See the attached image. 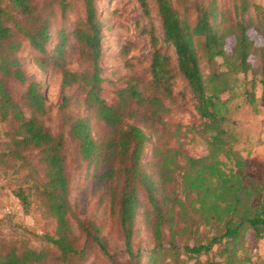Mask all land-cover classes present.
I'll return each instance as SVG.
<instances>
[{"label": "trees", "instance_id": "trees-1", "mask_svg": "<svg viewBox=\"0 0 264 264\" xmlns=\"http://www.w3.org/2000/svg\"><path fill=\"white\" fill-rule=\"evenodd\" d=\"M40 1L0 0V120L14 121L9 150L2 154L22 164L27 160L26 150L37 149L40 176L30 174L12 189L13 193L23 210L38 201L43 213L54 220L53 233L46 239L55 247L58 260L85 264L82 259L88 245L98 242L105 250L102 237L91 223H81L89 243L86 247L78 245L72 234L63 135L52 133L39 118L46 110L40 82L26 75L16 55L22 41L45 51L52 37L54 14H64L72 0ZM79 1L83 16L71 29L58 30L52 53L41 57L40 64L51 61L59 66L63 86H81L77 100L91 115H68L67 131L77 143L79 157L100 166L98 180L125 244L127 257L120 264H178L182 254L202 253L214 254L206 258L207 264H257L240 251L249 230L257 238L264 237L263 182L244 170L246 160L234 146L237 136L225 125L229 118L228 97L222 95L241 78L247 81L246 100H255L259 83L260 100L264 101V12L259 15L260 5L253 0H233L230 6L222 7L217 0H194L181 10L173 0H154L163 39L173 45L174 58L157 46L159 38L149 29L151 91L144 93L137 80L129 77L108 102L101 95L97 0ZM138 1L148 14V0ZM251 31L261 37V42ZM229 38L233 39L230 51L226 49ZM69 41L77 43L87 57L85 69L64 66L62 59ZM176 70L183 75L199 115L198 132L206 144L202 155L181 150L175 144L178 128L170 129L164 117L168 108L161 94H171ZM9 78L26 83L23 99L29 107L28 115L14 100L7 84ZM139 113V118L149 120L153 140L138 122L131 120ZM92 116L101 123L103 132L93 131ZM147 145L151 148L152 172L142 162ZM140 193L147 200L145 220L151 242L144 253L133 244ZM47 254L24 242L2 243L0 264H35ZM142 254L147 258L143 263ZM76 258L79 261L74 263Z\"/></svg>", "mask_w": 264, "mask_h": 264}, {"label": "rangeland", "instance_id": "rangeland-1", "mask_svg": "<svg viewBox=\"0 0 264 264\" xmlns=\"http://www.w3.org/2000/svg\"><path fill=\"white\" fill-rule=\"evenodd\" d=\"M193 1L173 0L181 10L185 4H192ZM232 1L217 0V3L219 6L228 7ZM253 1L260 5L259 15H261L264 12V0ZM96 4L101 23L99 28L101 52L98 59L102 76L101 95L106 101H112L115 89L124 85L129 77H134L140 89L144 93H149L152 89L149 72L152 45L149 29L152 28L159 38L157 46L174 58L173 45L163 39L155 1L148 0V14L144 12L138 0H97ZM251 13L254 16V21L257 22L256 11L253 10ZM82 16L81 2L72 0L71 6L64 14H60L59 11L54 14L50 26L52 37L45 51H38L27 41H22L16 55L21 59L26 75L40 82V89L45 96L46 110L39 115V118L52 133L63 135L64 161L69 181L68 198L71 205L68 218L72 234L76 237L78 245L84 246L85 244L84 247H86L89 243L81 228V223H91L99 228V236L102 237L105 250L100 247L98 242H94L91 246L88 245L82 261L85 264H120L127 257L125 244L110 214L103 185L98 180L100 166L89 164L85 159L79 157L77 143L67 131L68 115H91L84 104L77 100L81 86L74 83L63 86L59 66L51 61L45 62L43 66L40 64L41 57L52 53L54 38L57 36L58 30L60 28L71 29ZM250 34L257 42H261V37L254 31H251ZM232 43L233 39L229 38L226 45L228 51H230ZM62 60L64 66L70 70L79 71L88 66L87 57L80 51L79 45L73 41L67 43ZM252 60L257 62L254 57ZM217 61H221V58L218 57ZM201 63L204 66L207 65L205 60H202ZM248 75L250 77V74ZM7 84L14 100L28 115L29 107L23 99L26 83L9 78ZM246 84L247 81H242L240 78L231 90L222 95L228 97L229 118L225 125L237 136L234 146L240 150L246 160L245 172L261 180L264 187V101L260 100L261 86L258 83L255 87L256 98L252 103H249L244 92ZM65 96L69 98H66L65 107L61 108V102ZM161 96L168 108L164 116L169 124L168 127L179 130L175 144L190 155L204 154L206 144L198 132L199 115L195 109L192 94L179 71L174 72L171 94L162 93ZM139 117H141L140 113L132 117L131 120L138 122L153 140L149 120ZM92 123L93 131L103 132L101 123L93 116ZM13 125L14 121L12 122L10 119L0 120V245L9 242L17 244L24 242L48 252L42 261L35 264H64L55 257L56 249L46 239V235L53 233L54 220L43 213L38 201H34L30 209L23 210L19 199L13 193L12 189L20 183H24L27 176L30 174L40 176L41 172V164L37 161L38 151L35 148L26 150L27 160L22 164L19 163L20 161H15L10 155L2 154L9 150ZM142 162L148 171L154 170L150 145L144 149ZM146 207L147 200L140 193V204L133 231V244L134 248L139 245L143 253L151 247L145 220ZM216 250L215 246L213 252ZM240 253L250 257L257 264H264V237L257 238L253 231L249 230ZM213 255L210 253L196 256L182 254L178 264H207L206 258ZM141 259L143 263L147 258L142 254ZM78 261L79 259L76 258L74 263Z\"/></svg>", "mask_w": 264, "mask_h": 264}]
</instances>
